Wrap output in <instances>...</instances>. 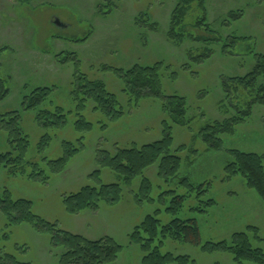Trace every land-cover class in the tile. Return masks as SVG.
I'll return each instance as SVG.
<instances>
[{"label": "rangeland", "instance_id": "obj_1", "mask_svg": "<svg viewBox=\"0 0 264 264\" xmlns=\"http://www.w3.org/2000/svg\"><path fill=\"white\" fill-rule=\"evenodd\" d=\"M111 1L114 5H106L103 10L108 13L103 14L98 13L100 0H0V75L9 89L0 102V115L15 110L20 113V127L29 143L23 158L30 163L16 176L0 169V190L9 191L13 199L29 201L35 216L60 230L88 240L113 238L122 247L114 264H141L144 253L129 236L149 215L163 225L174 218L195 219L202 243L228 240L249 226L263 236L264 201L239 174L229 175L225 167L231 160L229 150L264 155V107L253 106L251 115L232 134L221 135V150L207 148L203 129L235 116L236 110L244 111L251 101L248 92L228 79L246 76L256 62L255 55H264V0H205L207 23L213 33L204 27L193 28L201 13L196 6L183 25L187 35L217 41L194 43L184 38L180 45L166 36L178 0ZM230 11H241L242 17L226 20ZM86 36L87 41L79 42ZM233 38L237 39L230 44ZM206 49L212 51L211 56L194 63L192 58L203 56ZM61 52L74 53L77 67L64 60V54L58 56ZM158 63L162 95L185 99L190 120L187 126L176 125L162 111V98L134 101L122 92V81L114 70ZM78 74L102 82L116 96L123 115L109 120L87 102L80 115L90 124L89 129H77L80 117L71 91ZM223 81L228 83L227 93ZM38 87L54 88L48 108L63 109L66 117L62 127L43 129L35 123L32 111H22L23 97ZM221 101L225 107H220ZM2 119L0 153L16 157V142L8 143L7 118ZM167 126L173 138L172 152L182 161L175 178L166 181L158 176L156 164L144 172L151 184L148 193L140 189L138 177L130 187L122 186V198L113 205L101 204L97 211L79 215L66 211L65 198L83 187L120 182L101 165L103 157L116 149L159 141ZM44 135L50 139L43 142ZM180 146L185 149L175 151ZM74 147L79 152L62 171L59 165L49 164ZM182 177L194 186L203 185L206 193L199 200L214 203L206 212L191 210L197 205L194 197L185 200L177 214L166 211L171 195L164 193L186 191L178 184ZM49 238L48 233H39L31 225L14 224L0 211V264H11L8 257L19 263L59 264L58 251ZM163 243L161 254L188 255L193 264H236L227 252L208 253L168 238ZM252 245L264 250L263 243L253 241Z\"/></svg>", "mask_w": 264, "mask_h": 264}, {"label": "trees", "instance_id": "obj_2", "mask_svg": "<svg viewBox=\"0 0 264 264\" xmlns=\"http://www.w3.org/2000/svg\"><path fill=\"white\" fill-rule=\"evenodd\" d=\"M97 5L98 13L104 12L106 5H114L111 0H100ZM199 11V16L194 20L193 28L204 27L208 33H213L207 23L205 0H178L173 9L170 19L167 38L175 44L180 45L184 38H189L191 42H203L208 44L217 41L213 37H195L187 35V29L184 27V21L189 13ZM145 17L143 15L140 16ZM242 17L241 11H230L226 15V20L236 21ZM150 26H155L154 24ZM55 39H59L56 37ZM87 36L79 42L87 41ZM237 38L231 39L233 44ZM60 40V39H59ZM64 54V60L72 62L77 67L78 60L74 53ZM212 54L210 49H206L203 56L192 58L194 63H202ZM256 62L252 70L244 77H230L228 82L235 83L248 92L252 98L244 111L236 110L235 116L223 121H215L203 129L204 142L208 149L221 150V135L232 134L237 125L244 122L252 112V107L259 105L264 107V55L256 54ZM184 66V65H183ZM122 81V92L134 101L143 98L157 97L162 98V111L178 126H187L190 120L186 117V102L183 97L170 96L164 97L161 92L160 82V64L153 66L134 65L128 70H114ZM71 98L75 102L76 115L80 117L77 121V129L87 130L90 124L86 123L80 112L84 109L87 102L92 103V109L106 116L109 120H115L123 115V110L113 93L107 91L106 86L97 80L88 79L85 75L78 74L72 83ZM224 92L227 93L228 83L222 82ZM54 88L38 87L25 95L21 102L22 111H32L34 121L41 128L62 127L65 124V113L62 108L55 107L49 109L51 105L50 97ZM9 94L5 79L0 75V102ZM48 105V106H47ZM224 106L223 101L220 107ZM224 110V108H223ZM226 113H228L226 111ZM0 117H6L5 130L8 132V143L16 142L18 155L13 157L11 153H0V169H5L9 175L16 176L20 174L24 166L30 164L24 161V154L28 146L27 136L23 135L20 121L21 115L18 111L6 112ZM5 120V119H4ZM0 120V122H2ZM50 139L44 135L42 140ZM173 138L170 127L163 130L162 138L151 144L140 147H131L125 149H116L112 155H107L101 159V165L109 169L120 178L118 183L101 184L98 188L85 186L75 194L65 198L64 204L66 211L71 215H79L86 211L95 212L101 204L113 205L122 198V186L128 188L132 185L135 178H141L140 189L148 193L150 190V181L144 176L145 170L157 164L158 176H162L166 181L171 180L178 174L181 159L172 152ZM185 149L180 146L175 151ZM15 150V149H14ZM174 151V152H175ZM79 152L77 148L67 150L65 155L56 161H50V165H59L62 171L67 162ZM231 160L225 167L229 175L239 174L246 185L253 189L256 194L264 201V155L255 153L241 152L238 150H229ZM94 172L93 174H97ZM37 176L36 173L34 177ZM178 184L186 189L184 194H177L175 190L167 191L164 194L171 195L170 206L167 212L177 214L185 200L194 197L197 199V205L191 210L198 214L206 212L214 203L212 200L203 202L199 198L206 193L203 185L194 186L187 177L179 178ZM194 195V196H193ZM150 201V198H148ZM0 211L9 218L14 224L31 225L39 233H48L50 235V244L57 250L59 264H114L122 247L111 237H103L98 240H88L82 236L71 234L60 230L55 225H50L43 219L32 213V205L24 199H13L10 192L0 190ZM259 231L254 226H249L245 232L234 233L228 240L217 243L200 241L199 227L195 219L174 218L163 225L156 216L149 215L136 226L131 232L130 242L140 247L144 253L141 264H193V260L188 255H174L170 252L161 254L160 249L163 241L171 239L180 243L199 246L204 252H227L232 256V261L236 264H264V250L261 247H253L252 242L264 244V235L259 236ZM10 259V260H9ZM6 261L11 264H30L19 263L11 257ZM8 264V263H7ZM218 264V263H214Z\"/></svg>", "mask_w": 264, "mask_h": 264}, {"label": "water", "instance_id": "obj_3", "mask_svg": "<svg viewBox=\"0 0 264 264\" xmlns=\"http://www.w3.org/2000/svg\"><path fill=\"white\" fill-rule=\"evenodd\" d=\"M55 23H56L57 25H59V26H60V24H59V22H58V21H55Z\"/></svg>", "mask_w": 264, "mask_h": 264}]
</instances>
